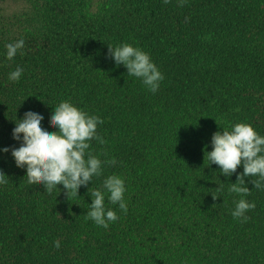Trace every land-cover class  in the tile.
<instances>
[{"label":"trees","instance_id":"obj_1","mask_svg":"<svg viewBox=\"0 0 264 264\" xmlns=\"http://www.w3.org/2000/svg\"><path fill=\"white\" fill-rule=\"evenodd\" d=\"M3 1L0 149L20 146L12 132L29 110L57 131L50 113L67 100L103 120L104 143L92 140L89 151L104 163L67 197L62 185H29L26 169L0 153V264H264L258 177H244L256 207L234 219L241 196L229 188L243 167L226 177L205 154L213 134L236 123L264 136V0ZM12 2L19 11H5ZM20 39L24 48L8 60L5 45ZM121 43L163 73L156 93L108 56ZM110 175L125 181L128 210L106 195L119 219L103 228L85 214L89 189L103 191Z\"/></svg>","mask_w":264,"mask_h":264},{"label":"clouds","instance_id":"obj_2","mask_svg":"<svg viewBox=\"0 0 264 264\" xmlns=\"http://www.w3.org/2000/svg\"><path fill=\"white\" fill-rule=\"evenodd\" d=\"M168 2L164 0V3ZM23 48V39L6 44V58L14 59ZM108 56L117 66L123 65L128 76L139 79L148 91L154 94L159 90L164 75L147 52L132 44L121 43L114 47L108 45ZM22 74L23 68L18 66L9 73L8 79L18 82ZM17 120L12 137L20 142V146L2 148L0 153L10 152L15 165L26 169L29 185H43L48 192L62 185L67 197L70 194L78 197L82 186L87 187L93 177L102 175L104 162L89 151L92 140L104 143L97 132L98 125L103 124L99 116L91 115L65 100L50 113V123L57 131H50L42 125V113L29 110L22 119ZM211 148V151H205L208 164H216L224 176L231 177L239 166L243 167V172L237 174V182L231 183L229 191L241 196L234 202L231 215L234 219L247 220L246 213L256 205L244 198L250 192L244 177H258L252 182L254 188L264 190V136L251 124L240 122L233 124L230 131L224 129L222 133L215 132L211 138ZM108 163L115 164V160ZM6 176L0 171V184L7 183ZM102 187L103 191L89 189L91 203L88 204L85 218L99 227L108 228L109 223L117 221L119 217L116 211L106 208L105 196L112 205H118L122 212L127 213V189L119 175L106 177ZM54 246L59 248L60 242L54 241Z\"/></svg>","mask_w":264,"mask_h":264},{"label":"rangeland","instance_id":"obj_3","mask_svg":"<svg viewBox=\"0 0 264 264\" xmlns=\"http://www.w3.org/2000/svg\"><path fill=\"white\" fill-rule=\"evenodd\" d=\"M1 3L4 4V1L0 0V5H1ZM21 6H22L21 4H17L16 2H12L9 5H7V7L5 6L4 8H5V11H7V12H14V11H17V10L19 11Z\"/></svg>","mask_w":264,"mask_h":264}]
</instances>
